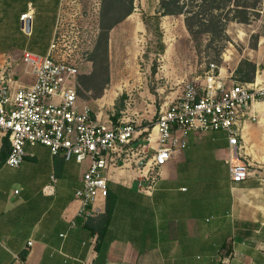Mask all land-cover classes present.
<instances>
[{"label": "crops", "instance_id": "1", "mask_svg": "<svg viewBox=\"0 0 264 264\" xmlns=\"http://www.w3.org/2000/svg\"><path fill=\"white\" fill-rule=\"evenodd\" d=\"M61 2L0 0V68L15 72L18 84L34 82L22 53H48ZM28 11L25 29L21 16ZM256 36L244 57L256 65L252 81L239 79L237 66H223L222 75L264 87V35ZM251 114L256 119L242 124L241 142L256 171L247 180H231L226 131H189L187 147L159 170L149 192L147 169L117 158L101 210L87 221L78 215L75 191L88 163L36 144L27 146L19 167H10V141L0 132V264H222L225 257L229 264H264V100H253ZM142 130L135 144L144 140ZM47 185L52 193L44 191Z\"/></svg>", "mask_w": 264, "mask_h": 264}, {"label": "built area", "instance_id": "2", "mask_svg": "<svg viewBox=\"0 0 264 264\" xmlns=\"http://www.w3.org/2000/svg\"><path fill=\"white\" fill-rule=\"evenodd\" d=\"M31 12L21 16L25 29V21L32 19ZM64 56L56 33L47 54L30 50L22 53L21 62L34 75L31 84H18L15 72L8 66L0 68V132L10 141L6 158L10 167H19L27 146L36 144L47 146L53 155H61L66 161L88 163L82 186L75 191L80 202L78 215L85 221L101 210L98 201L108 195L107 173L117 158L123 163L132 160L139 168L147 169L150 184L145 191L149 192L159 170L187 147L189 131L227 132L230 154L226 162L234 184L255 173L251 162L243 157L241 141L242 124L249 118L256 119L251 114L253 100L264 98V87L258 82L224 76L216 63H210L204 80L185 82L181 95L162 106L156 122L140 132L144 140L135 144L139 136L132 119H115V114L103 119L102 114H94L82 103L79 68ZM260 177L264 182V175ZM52 181H57L55 175ZM53 187L47 185L44 191L52 193ZM28 243L33 245L32 240ZM222 264H229L227 257Z\"/></svg>", "mask_w": 264, "mask_h": 264}, {"label": "rangeland", "instance_id": "3", "mask_svg": "<svg viewBox=\"0 0 264 264\" xmlns=\"http://www.w3.org/2000/svg\"><path fill=\"white\" fill-rule=\"evenodd\" d=\"M112 2L114 5L110 0L61 2L57 36L64 57L79 68L78 82L81 76L93 71L91 56L100 34L103 9H108L107 20L112 21L123 16L131 4L130 0ZM158 5L157 0H133V15L126 16L110 32L109 80L105 87L103 77L91 90L79 82L81 101L93 113L132 119L137 130L155 123L162 106L181 95L185 82L204 80L210 63L220 68L238 67L245 60L249 45L255 46L256 35H264V0L257 5L259 15L249 23L229 22L228 40L206 33L193 37L186 28L184 15L159 17ZM243 68L249 69L247 65ZM253 74L250 72V76ZM235 75L239 79L245 76L243 71ZM108 90L112 91L104 99ZM257 145L258 142L254 145L256 153L262 154Z\"/></svg>", "mask_w": 264, "mask_h": 264}, {"label": "trees", "instance_id": "4", "mask_svg": "<svg viewBox=\"0 0 264 264\" xmlns=\"http://www.w3.org/2000/svg\"><path fill=\"white\" fill-rule=\"evenodd\" d=\"M110 0L111 5H114ZM261 0H160L157 16L184 15L185 25L189 33L195 37L198 34L206 33L213 38L228 40L227 26L231 21L249 23L254 16L259 15L258 3ZM109 3V4H110ZM130 7L126 13L115 20H107V10L103 9L100 34L95 49L91 56L93 71L80 77L79 82L87 89H94L102 79L104 87L109 80V58L108 44L110 31L126 16L132 12L133 0H130ZM108 4V6H109ZM110 5V6H111ZM249 68L244 70L243 66ZM256 65L249 60H242L236 69V73H244L243 81H252L250 72H255ZM100 96V94H98ZM115 119L117 116L114 117ZM110 205L108 206V211Z\"/></svg>", "mask_w": 264, "mask_h": 264}, {"label": "water", "instance_id": "5", "mask_svg": "<svg viewBox=\"0 0 264 264\" xmlns=\"http://www.w3.org/2000/svg\"><path fill=\"white\" fill-rule=\"evenodd\" d=\"M144 162H142V164H143Z\"/></svg>", "mask_w": 264, "mask_h": 264}]
</instances>
